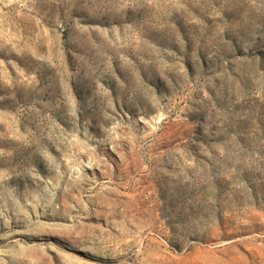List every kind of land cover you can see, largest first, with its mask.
I'll list each match as a JSON object with an SVG mask.
<instances>
[{
  "label": "rangeland",
  "instance_id": "1",
  "mask_svg": "<svg viewBox=\"0 0 264 264\" xmlns=\"http://www.w3.org/2000/svg\"><path fill=\"white\" fill-rule=\"evenodd\" d=\"M0 264H264V0H0Z\"/></svg>",
  "mask_w": 264,
  "mask_h": 264
}]
</instances>
